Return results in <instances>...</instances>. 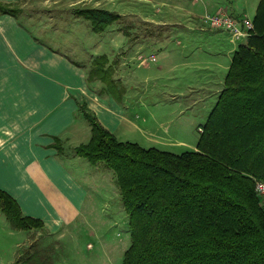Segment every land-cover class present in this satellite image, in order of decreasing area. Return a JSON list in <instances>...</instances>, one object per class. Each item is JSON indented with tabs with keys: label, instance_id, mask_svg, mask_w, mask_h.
Returning a JSON list of instances; mask_svg holds the SVG:
<instances>
[{
	"label": "trees",
	"instance_id": "obj_1",
	"mask_svg": "<svg viewBox=\"0 0 264 264\" xmlns=\"http://www.w3.org/2000/svg\"><path fill=\"white\" fill-rule=\"evenodd\" d=\"M0 11L14 14L11 8ZM73 13L94 32L120 18L101 7H77ZM252 22L198 127L195 149L172 153L118 140L80 105L90 137L73 150L114 172L130 229L122 264H264V205L254 189L255 180L264 179V0ZM106 62L105 54L95 56L87 81L111 84ZM0 212L14 229L43 225L23 215L2 189ZM49 256V250L33 249L19 264H47Z\"/></svg>",
	"mask_w": 264,
	"mask_h": 264
},
{
	"label": "crops",
	"instance_id": "obj_2",
	"mask_svg": "<svg viewBox=\"0 0 264 264\" xmlns=\"http://www.w3.org/2000/svg\"><path fill=\"white\" fill-rule=\"evenodd\" d=\"M33 1H38V4H33ZM59 1L65 0H52L53 5L49 6L46 5L47 0H0L1 8L14 10V14L0 11V189L18 202L23 215L42 221L43 225L38 228L39 235L45 236L51 242L57 240L56 235L61 228L69 226L79 217L81 220L86 217L91 208V197L96 192L95 188L102 182V179L95 177L94 171L102 169V176L108 174L102 167L95 168L97 163L90 164L92 168L86 166L73 150L76 145L86 142L90 137V126L80 110V105L91 110L101 125L118 140L136 142L142 147H155L172 153H175L172 151L174 147L191 146L185 140L173 136L168 125L172 119L160 121L155 118L153 112L147 116L140 115L135 108L138 97L130 101L122 98L126 88L121 101H116L107 93H98L99 87H94V83L99 81H87L90 64L66 53L62 47L47 39L45 28L47 25L53 26L55 19L46 20L37 16L45 13L48 7H61L58 5ZM90 1L92 4L88 3ZM104 1L68 0L65 2V9L104 8ZM227 5L229 7H223L232 15H237L238 12L234 13L233 10L235 7L231 3ZM205 11L209 12L205 9L193 13V19L170 23L180 25V30L194 29L206 32L212 39L223 40V29L209 28L200 22V15ZM130 39L128 34L122 32L117 36L121 46L129 47L132 43L140 42L134 45V53L139 65L144 64L146 60L141 58V49L146 44L154 46L157 37L151 35L148 40L133 37V42L128 44ZM238 43L226 50L223 63L216 57L219 51H215L212 56V60L216 61L215 66L210 68L219 69L221 74L228 69ZM99 46L100 43L98 48ZM185 49L186 47L182 46L177 52L170 53L165 48L164 51L158 52V55L150 53L149 56L155 62L160 60L156 65L163 67L167 73L175 72L179 67L180 71L186 69L188 75L191 67L200 69V60L206 57L209 48L201 50L198 46L193 54V61L187 59ZM182 53L183 56L178 57L181 61H175L174 56ZM123 56L122 61L117 63L118 69L121 64L126 65V62H129L128 53ZM168 59L169 63L164 65ZM202 69L205 70L206 67ZM223 80L224 77L218 76L217 84H213L214 89H209L215 90L212 106L223 88ZM182 81L190 84L185 75L180 76L177 83ZM181 91L182 89L173 88L170 93L151 98L150 104L156 108L166 106V102L173 103L176 106L174 109L177 108V111H174L177 115L183 111L184 106H188L184 101L191 100H182L185 96ZM204 97L205 95L202 97L196 94L192 101H203ZM181 121L178 120L176 127L173 126L177 133L182 130L179 125ZM195 145H192L190 150L195 149ZM1 230L5 231L6 235L14 231L12 227L7 226ZM26 231L30 235L31 230ZM30 243L29 237L22 243H16V247L22 248L21 260L31 251ZM10 244L12 248L15 243L10 241ZM1 258L0 255V260ZM56 259L51 253L47 264H57ZM14 262L15 252L12 250L10 261L5 264Z\"/></svg>",
	"mask_w": 264,
	"mask_h": 264
},
{
	"label": "rangeland",
	"instance_id": "obj_3",
	"mask_svg": "<svg viewBox=\"0 0 264 264\" xmlns=\"http://www.w3.org/2000/svg\"><path fill=\"white\" fill-rule=\"evenodd\" d=\"M258 1L105 0L104 8L119 14L120 18L107 26L102 32L92 31L89 21L84 17L74 15L73 8L65 9V5H67L65 2H68V0L59 1L58 5L61 7L52 6L46 8L47 11L37 17L46 20L55 19L56 23L53 26L47 25L45 28L47 39L52 40L55 45L62 47L66 53L75 56L81 61H85L88 65L95 56L105 54L107 62L103 65V68L109 65L108 74L111 76V84L107 80L105 82L98 79L99 83H94V87H99L98 93H107L118 101L123 96L126 88L122 98L125 97L126 100L130 101L138 97L139 99L135 101V108L138 109L140 115L147 116L150 112H153L155 118L160 121L172 119V122H168V125L171 127L170 131H172L173 136L176 139L185 140L191 145L172 149L173 152L180 153L190 150L192 145L196 144L199 136L198 127H202L213 107L215 90L209 89H214L215 85L213 84H217L218 76L223 78L227 72L226 69L221 74L219 69L210 68L215 66L216 62L212 60L213 53L219 51V55L217 54L216 57L219 58V62L223 63L225 61V55L223 54H226V50L232 45H236L238 41L233 40L227 32H224L226 39L216 40L210 38L206 32L194 29L192 31L180 30V25H171L170 22L187 18L193 19V13L204 11L205 9L213 12L220 6H228L227 3H231L235 7L233 8L235 10L234 13L238 12L236 16L245 15L248 18H252ZM53 3L52 0H47L46 5H53ZM88 3L92 4V1ZM33 4L37 5L38 1H33ZM231 9L232 7H230ZM150 20L152 21L150 22ZM121 32L131 37L128 44L133 42V37L145 38V40H148L151 35L157 37L154 46L152 45L151 47L146 44L141 49V58L146 60L144 64L139 65V60L134 53V45L136 46L140 42H137V44L132 43L129 47L126 44V46H121L117 40V36ZM74 40L78 42L76 43ZM98 43H100L99 48ZM182 46L186 47L184 53H187L189 61L194 60L193 54L198 46L201 50L209 48V51H206L209 59L207 55L201 58L200 69L191 67L188 75H186V69L180 71L179 67L175 72L167 73L163 67L156 65L160 63V60L155 62L149 56L150 53L158 55L157 53L164 51L165 48L170 53H175ZM139 51L138 49L137 52ZM220 52L223 56L220 55ZM126 53L129 55V62L127 61L126 65L121 64L118 69L117 63L122 61L123 54ZM184 53L176 54L174 60L181 61L178 57L183 56ZM169 60L164 65L168 64ZM202 67H206V69L203 70ZM182 75H185L186 79L190 81L189 86L185 81L177 83V80ZM96 80L89 82L92 83ZM173 88L182 89L180 93L185 96L182 100L191 99L187 102L184 101L188 106H184L181 113L176 115L174 111H177V108L174 109L176 106L170 102H164L167 104L164 107L154 108L151 106V98H157L163 93H170ZM112 90H116V96L112 93ZM196 94L202 97L205 95L204 100L201 101L200 99L199 102L198 100L192 101L193 97L196 98ZM165 100L172 101L169 99ZM137 101L142 104L139 105ZM178 120H182L181 124H179L182 130L179 133L173 129V126L176 127L178 124ZM80 158L86 166L91 167L92 164L84 157L80 156ZM100 167L109 175L104 174L102 176V169L94 171L95 177L102 179V182L104 180V183L100 182L99 186L95 188L96 192L91 197V199L93 198L91 200V208L86 217L83 220L79 217L77 221H73L69 226L61 228L59 234L56 235L57 240L54 242L49 241L45 236H40L39 227L29 228L31 230L29 232L30 235L24 229H17L18 231H16L14 228L12 234L8 233L6 235L1 228L6 226L8 228L10 225L4 216L0 214V218H2L0 219V255L2 257L0 264L10 261L12 250L15 252L14 264H19L22 258V248L20 246L16 247V243H22L27 237L31 240V250L37 248L50 250V254L52 253L57 258V264H122L124 251L130 244L128 218L120 201L114 172L102 162H97L95 168ZM10 241L15 243L12 248Z\"/></svg>",
	"mask_w": 264,
	"mask_h": 264
},
{
	"label": "built area",
	"instance_id": "obj_4",
	"mask_svg": "<svg viewBox=\"0 0 264 264\" xmlns=\"http://www.w3.org/2000/svg\"><path fill=\"white\" fill-rule=\"evenodd\" d=\"M199 19L203 25L209 28L223 29L233 40L238 42L243 41L253 29L252 18L245 15H232L222 6L213 12H204ZM254 189L260 202L264 205V179H256Z\"/></svg>",
	"mask_w": 264,
	"mask_h": 264
}]
</instances>
